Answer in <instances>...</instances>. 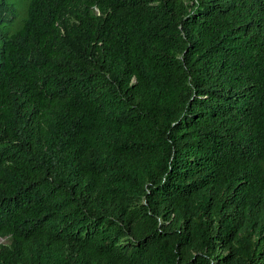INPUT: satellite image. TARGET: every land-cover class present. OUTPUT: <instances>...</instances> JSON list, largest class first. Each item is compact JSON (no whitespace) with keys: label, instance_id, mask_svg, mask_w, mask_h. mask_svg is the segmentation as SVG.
Masks as SVG:
<instances>
[{"label":"trees","instance_id":"1","mask_svg":"<svg viewBox=\"0 0 264 264\" xmlns=\"http://www.w3.org/2000/svg\"><path fill=\"white\" fill-rule=\"evenodd\" d=\"M0 264H264V0H0Z\"/></svg>","mask_w":264,"mask_h":264},{"label":"rangeland","instance_id":"2","mask_svg":"<svg viewBox=\"0 0 264 264\" xmlns=\"http://www.w3.org/2000/svg\"><path fill=\"white\" fill-rule=\"evenodd\" d=\"M1 243L4 244L5 242L1 240Z\"/></svg>","mask_w":264,"mask_h":264}]
</instances>
